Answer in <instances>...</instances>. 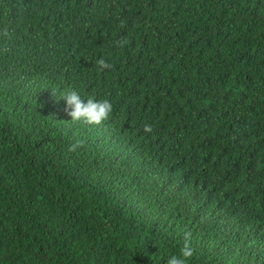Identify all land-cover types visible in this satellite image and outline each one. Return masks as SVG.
<instances>
[{
	"label": "trees",
	"instance_id": "trees-1",
	"mask_svg": "<svg viewBox=\"0 0 264 264\" xmlns=\"http://www.w3.org/2000/svg\"><path fill=\"white\" fill-rule=\"evenodd\" d=\"M182 230L264 264V0H0V264H165Z\"/></svg>",
	"mask_w": 264,
	"mask_h": 264
},
{
	"label": "clouds",
	"instance_id": "clouds-1",
	"mask_svg": "<svg viewBox=\"0 0 264 264\" xmlns=\"http://www.w3.org/2000/svg\"><path fill=\"white\" fill-rule=\"evenodd\" d=\"M96 67L99 72H103L109 69L111 65L104 58H100L96 61ZM63 99L66 101L65 113L71 117L73 122H84L88 125L98 126L110 117L113 110L112 103L109 100H96L89 97L85 103L75 90L68 91ZM144 131L146 133L151 132V126L145 125ZM83 147L84 143L77 140L68 145L67 151L74 154ZM182 233L183 245L179 250V255H170L165 264H189L194 255L192 232L182 230Z\"/></svg>",
	"mask_w": 264,
	"mask_h": 264
}]
</instances>
